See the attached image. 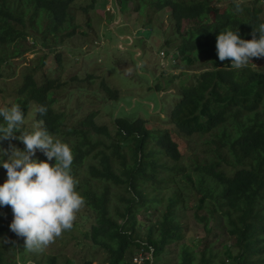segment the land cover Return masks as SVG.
<instances>
[{"label": "trees", "instance_id": "trees-1", "mask_svg": "<svg viewBox=\"0 0 264 264\" xmlns=\"http://www.w3.org/2000/svg\"><path fill=\"white\" fill-rule=\"evenodd\" d=\"M98 1L85 7L83 0H0V81L13 59L30 50L26 42L32 40L34 48L47 52L37 66L26 68L12 93L6 95L9 89L0 85V107L19 104L25 115L22 130L32 131L43 120L51 134L71 146L72 174L84 198L73 225L83 239L78 245L104 253V264H166L164 258L175 245L177 264H264V58L232 69L231 60L220 61L216 52L217 36L228 27H239L241 38L252 39L253 26L264 22V0L240 1L239 10L234 0H116L121 9L134 4L145 16L168 10L181 39L176 59L199 67V72L180 80L178 100L164 126L118 118L115 135L97 122L98 113L75 119L58 107L68 83L53 75L58 67L48 61L53 56L54 63L64 67L58 51L83 30L76 11L81 9L85 25L92 29L89 11ZM77 3L83 7L75 9ZM95 78L89 75L83 82L94 84ZM79 81L76 77L72 83ZM170 82L172 86L174 80ZM101 85L108 100H120L106 81ZM38 105L47 106L46 115L37 113ZM173 130L187 139L212 136L207 145H215L213 156L201 161L195 155L186 167ZM10 146L25 148L18 139L0 142V148ZM33 159L47 160L39 150ZM167 190L173 191L164 199ZM189 191L196 197L191 208L209 214L198 212V220L208 228L213 218L233 240L221 259L211 249L197 253L185 242L182 218L190 209ZM164 200L166 210L156 223L149 220L144 235L138 216L145 210L147 218L152 217ZM12 220L11 206L0 207V236L8 241L0 245V264H22L25 251L32 252L24 247V238L10 230ZM62 257L44 256L37 264H76Z\"/></svg>", "mask_w": 264, "mask_h": 264}, {"label": "rangeland", "instance_id": "rangeland-1", "mask_svg": "<svg viewBox=\"0 0 264 264\" xmlns=\"http://www.w3.org/2000/svg\"><path fill=\"white\" fill-rule=\"evenodd\" d=\"M83 2L85 7L93 4V0ZM81 7L83 3H77L75 9ZM94 7L89 11V24L92 29L85 25L81 9L76 11L77 22L83 25V30L58 51L62 55L64 67L56 65L53 56L48 57L49 65L58 67L57 73L52 71L53 75L68 83L67 90L59 96L61 102L58 107L72 113L75 119H81L93 112L98 113L97 122L101 126H108L113 135L116 134L115 121L118 118L131 121L142 119L148 126H164L169 108L178 100L180 80H189V77L199 72V67L191 68L176 59L181 39L175 31L168 10L161 14L149 11L148 16H145L136 12L134 4L121 9L116 0H99ZM33 45L32 40L26 42L25 47L30 50L14 58L13 64L3 73L5 79L0 81V85L9 89L6 95L12 93L17 83L22 82L26 68L37 66L41 57L47 53H41ZM48 73L51 74V71ZM89 75L96 77V82L92 81L94 84L85 83ZM76 77L80 81L72 83ZM171 80H174L172 86ZM103 81L120 93L117 103L108 100L107 95L101 91ZM80 88H88L87 93H79ZM175 138L180 144L186 167L191 166L195 155L201 161L207 160L204 157L210 154L213 156L211 151L215 145H207V141H212V136L187 139L175 131ZM189 172L191 173V169ZM6 178V170L0 167V185ZM172 191L163 192L162 197L165 199ZM185 193L190 195V209L182 218L185 242L196 247L197 253L207 248L218 253L221 259L226 248L234 246L233 240L227 235L223 224L217 223L213 218H209L208 228L205 223L200 222L196 214L199 212L201 216L209 217L207 210L191 208L195 206V194L191 191ZM166 206L167 202L164 200L156 211H152L154 214L150 218H147L145 210L140 213L138 221L144 235L166 210ZM77 221L76 217L74 223ZM3 240L6 238L0 236V245L4 244ZM80 240L83 241L78 228H72L63 232L43 250L25 251V261L22 264H37L38 260L50 255H63L62 258L73 259L76 264H88L90 261L93 264H104L106 255L90 250L87 245L79 246ZM178 251V245H175L170 256L164 258L166 264H177ZM143 256L144 253L141 252L140 257Z\"/></svg>", "mask_w": 264, "mask_h": 264}, {"label": "clouds", "instance_id": "clouds-1", "mask_svg": "<svg viewBox=\"0 0 264 264\" xmlns=\"http://www.w3.org/2000/svg\"><path fill=\"white\" fill-rule=\"evenodd\" d=\"M234 3L239 10L240 0ZM239 33V27H228L217 36V56L220 61L231 60L232 69L245 68L253 58H264V22L253 26L251 40L241 38ZM36 111L44 116L48 109L38 105ZM0 120V142L18 139L25 146L23 150L15 146L0 148V167L7 173L0 185V207L11 206L10 230L24 238L26 249L39 251L73 228L84 205L72 174L73 151L43 126V120L36 122L32 131L22 130L25 115L19 104L0 107ZM16 132L20 133L18 137ZM37 150L46 161L33 159Z\"/></svg>", "mask_w": 264, "mask_h": 264}]
</instances>
